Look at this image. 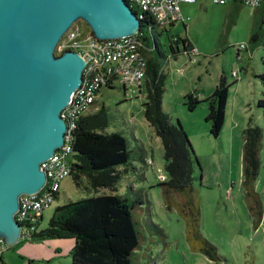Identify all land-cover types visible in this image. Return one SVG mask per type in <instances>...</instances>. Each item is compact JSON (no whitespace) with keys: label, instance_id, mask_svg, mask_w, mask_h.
Here are the masks:
<instances>
[{"label":"rangeland","instance_id":"374dc122","mask_svg":"<svg viewBox=\"0 0 264 264\" xmlns=\"http://www.w3.org/2000/svg\"><path fill=\"white\" fill-rule=\"evenodd\" d=\"M181 8L183 16L188 17L185 27L177 22L160 39L167 54L170 53L169 35L187 38L194 51L190 56L180 53L165 62L162 109L172 123L180 122L199 162L200 181L196 167L193 172L194 198L199 207L198 228L201 236L215 245L218 257L210 260L196 249L199 243L188 239L187 219L179 211L184 202L174 193L168 200L160 185L158 176L168 175L161 140L143 115L144 84L140 93L135 90L130 94L116 81L113 87L99 91L91 112L103 105L110 117L104 132L122 134L133 156L139 145L152 160L146 164L135 158L136 172L123 178L117 193L130 197L129 200L141 198L143 204L133 209L134 216L144 226L150 220L165 234L163 239L154 228L145 229L147 239L141 244V259L136 262L148 264L152 259L155 264H264V106L258 104L264 101V81L260 77L264 72V49L260 40L255 44L250 41L253 30L260 38L264 32L261 8H251L238 0L226 4L197 0L182 4ZM240 44L246 48L237 51ZM251 51H254L252 57ZM54 52L58 54L56 49ZM232 71H238V80L231 75ZM222 73L230 87L221 132L214 138L204 119L207 103L201 102L190 111L184 95L195 91L201 92L203 98L208 97ZM229 119L236 122L231 129ZM249 119L262 128L260 168L254 183L259 208L255 209H250L252 199L245 197L243 188L242 130ZM87 195L70 176L62 180L60 194L52 208L44 212L41 227L46 225L55 204ZM72 244L68 239L19 240L6 244V249L0 247V252L5 264H27V259H33L32 264H69Z\"/></svg>","mask_w":264,"mask_h":264},{"label":"trees","instance_id":"16d2710c","mask_svg":"<svg viewBox=\"0 0 264 264\" xmlns=\"http://www.w3.org/2000/svg\"><path fill=\"white\" fill-rule=\"evenodd\" d=\"M258 8H261V21L264 23V2ZM133 11L140 21L137 34L141 42L139 50L146 59L143 115L161 140L164 169L168 175V179L160 185L163 186L168 200L174 193L184 202V207L180 206L179 201L177 204L180 206L181 215L187 219L188 239L197 241L199 245L196 249L207 258L217 260L215 245L203 238L198 228L199 207L194 198L193 172L196 167L200 181L202 174L199 162L180 122L176 120L172 123L170 116L162 109L165 62L169 58H176L180 53L190 56L193 46L187 38L169 35L170 53H165L160 37L168 28H160L147 12ZM263 36L264 32L260 38L259 33L253 30L250 41L255 44L260 40L261 43ZM260 77L264 81V72ZM229 87L230 83L222 73L208 97L199 98L195 91L184 95V103L190 111L201 102L207 103L204 119L209 123V134L214 138L219 136L224 122ZM258 104L264 106V101L260 100ZM109 122V113L103 105L91 113L71 117L70 177L77 188L88 195L55 206L46 225L26 239L30 242L47 239L72 240L70 264H137L136 260L141 259L139 249L147 239L144 235L145 229L154 228V232L165 238L159 226H155L150 220L144 226L134 216L133 209L143 204L141 198L129 200L130 197L117 193L123 178L136 172L137 167L133 164L135 158L146 164L150 158L139 145L136 146L137 152L133 156L127 139L122 134L104 132ZM242 138L244 194L247 199H252L250 209H255L259 208L254 183L260 168L262 128L249 119L242 130ZM57 197L58 194L54 200ZM1 253L0 262L5 264ZM32 263L33 259H27V264ZM148 264L155 262L151 259Z\"/></svg>","mask_w":264,"mask_h":264},{"label":"water","instance_id":"95a60500","mask_svg":"<svg viewBox=\"0 0 264 264\" xmlns=\"http://www.w3.org/2000/svg\"><path fill=\"white\" fill-rule=\"evenodd\" d=\"M77 20L98 39L140 29L125 0H0V239L7 245L19 238V195L42 187L40 163L63 143L60 112L81 84L84 61L54 51Z\"/></svg>","mask_w":264,"mask_h":264},{"label":"built area","instance_id":"2783aa9c","mask_svg":"<svg viewBox=\"0 0 264 264\" xmlns=\"http://www.w3.org/2000/svg\"><path fill=\"white\" fill-rule=\"evenodd\" d=\"M197 0H125L132 10L149 13L160 28H169L177 22L185 23L186 19L181 12L183 3H194ZM230 0H212L217 4H226ZM251 8H258L264 0H241ZM141 42L137 33L119 38L98 39L82 20L73 22L59 39L55 49L58 53L74 51L84 61L82 81L72 93L70 100L60 112L66 124L63 143L46 160L40 163L45 174L42 187L33 193L19 195L18 209L14 216L20 225L19 240L28 239L41 228L43 212L53 204L54 197L59 194L61 182L70 176L72 153V137L69 133V121L78 114L91 113L96 97L104 87H113L117 81L124 92L140 93L144 84L146 59L140 52ZM260 46L264 49V36ZM245 49L240 44L238 49ZM193 49L190 55L193 53ZM263 60V58H261ZM231 75L237 78L238 72ZM199 97V94H196ZM151 163L152 160L148 159ZM158 180L164 182L167 176L159 175ZM2 250L5 242L0 239Z\"/></svg>","mask_w":264,"mask_h":264},{"label":"crops","instance_id":"0c3cea01","mask_svg":"<svg viewBox=\"0 0 264 264\" xmlns=\"http://www.w3.org/2000/svg\"><path fill=\"white\" fill-rule=\"evenodd\" d=\"M238 1H240L241 2V0H238ZM183 4H186V3H183ZM182 9V8H181ZM182 12V11H181ZM183 14V13H182ZM185 24V23H184ZM175 25V24H174ZM174 25H172V26H174ZM170 28V27H169ZM260 44V43H259ZM253 54H254V51H251V53H250V56L252 57L253 56ZM262 58V56L260 57V59ZM262 61V60H261ZM260 71H263V70H260ZM238 72V71H237ZM239 78V77H238ZM238 78L236 77L235 79L236 80H238ZM217 84V83H216ZM213 91V90H212ZM196 94H199V98H203L204 96H203V94L201 93V92H195ZM212 93V92H211ZM204 113H206V112H204ZM204 115V114H203ZM236 125V122L234 123L233 121H230V119H229V121H228V128L229 129H231V128H233V126H235ZM59 194H60V191H59ZM59 194H58V196H59ZM57 205H59V204H55L54 206H53V210H54V208H55V206H57ZM50 208H52V206L50 207ZM50 208H48V209H46V210H50ZM45 210V211H46ZM53 210H51L50 211V216L52 215V213H53ZM44 211V212H45ZM44 212H43V214H44ZM49 216V217H50ZM42 218H43V215H42ZM49 219V218H48ZM13 243V242H12ZM11 244V243H10ZM5 246H6V243H5ZM0 247H1V244H0ZM1 256H2V253H1ZM70 264V263H69Z\"/></svg>","mask_w":264,"mask_h":264}]
</instances>
